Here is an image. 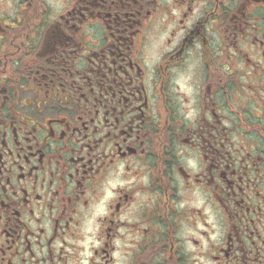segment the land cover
Masks as SVG:
<instances>
[{
    "label": "flooded vegetation",
    "instance_id": "obj_1",
    "mask_svg": "<svg viewBox=\"0 0 264 264\" xmlns=\"http://www.w3.org/2000/svg\"><path fill=\"white\" fill-rule=\"evenodd\" d=\"M0 264H264V0H0Z\"/></svg>",
    "mask_w": 264,
    "mask_h": 264
}]
</instances>
